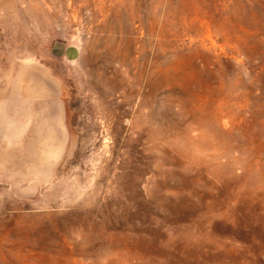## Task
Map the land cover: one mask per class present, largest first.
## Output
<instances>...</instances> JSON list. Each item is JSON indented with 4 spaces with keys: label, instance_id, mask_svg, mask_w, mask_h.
Segmentation results:
<instances>
[{
    "label": "rangeland",
    "instance_id": "374dc122",
    "mask_svg": "<svg viewBox=\"0 0 264 264\" xmlns=\"http://www.w3.org/2000/svg\"><path fill=\"white\" fill-rule=\"evenodd\" d=\"M0 264H264V0H0Z\"/></svg>",
    "mask_w": 264,
    "mask_h": 264
},
{
    "label": "crops",
    "instance_id": "0c3cea01",
    "mask_svg": "<svg viewBox=\"0 0 264 264\" xmlns=\"http://www.w3.org/2000/svg\"><path fill=\"white\" fill-rule=\"evenodd\" d=\"M72 51L74 53H76L75 57L73 58H68L67 54ZM58 54L65 58L66 60H69L70 62H74L78 59L79 55H80V51L77 47H74L72 45H67V46H64V47H59L58 48Z\"/></svg>",
    "mask_w": 264,
    "mask_h": 264
}]
</instances>
